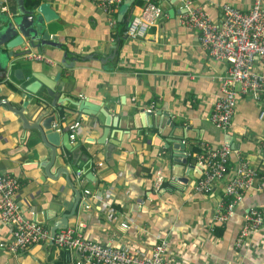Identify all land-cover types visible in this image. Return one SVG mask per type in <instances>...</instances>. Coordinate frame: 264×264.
<instances>
[{
	"label": "crops",
	"instance_id": "obj_1",
	"mask_svg": "<svg viewBox=\"0 0 264 264\" xmlns=\"http://www.w3.org/2000/svg\"><path fill=\"white\" fill-rule=\"evenodd\" d=\"M49 1L58 14L49 32L68 49L67 62L74 61V67L62 65V49L47 46L40 53L51 58L54 65L31 59L40 52L33 50L23 64L15 67L23 70L24 80H17L12 70L0 99L8 98L18 107L25 105L33 118L34 110L41 106H31L35 96L24 95L26 86L35 80L33 73L46 77L60 73L55 84L62 86L64 95L108 109L113 120L110 127L100 112L55 108L59 131L79 122L71 150L60 143V161L53 167L54 171L65 166L82 193L69 224L83 223L89 240L125 248L139 256L149 255L157 242L167 240L165 258L172 264H264V226L241 248L235 246L249 210L264 209V191L247 190L224 224L216 222L214 214L224 197L226 180L215 182L208 193L195 191L202 173L201 166L186 154L192 144L230 143L242 160L260 166L264 121L259 119L260 104L239 93L231 126L221 130L210 122L213 102L220 93L219 78L228 73L229 66L212 59L201 47L198 31L180 23L183 0H143L145 4H158L163 15L145 38L136 39L127 37L125 31L131 16L142 7L137 0L122 22L117 10L114 27L109 25V16L91 0ZM190 1L217 23L223 4L248 11L255 2ZM7 3V11H15L16 0ZM254 68L264 74L263 62L256 61ZM36 95L52 101L45 96L44 87ZM162 110L173 114L172 120L182 128L165 123L159 115ZM150 111L152 116H147ZM182 129L188 137H181L182 144L176 148L173 140L176 133L183 134ZM38 142L35 130L25 138L20 119L0 107V172L19 178L21 186L15 198L20 210L26 218L50 230L55 220L70 211L75 194L64 173L56 180L41 178L44 173L37 167L38 151L42 150V159L50 151L41 142L36 145ZM176 154L186 155L187 164L177 162ZM238 161L236 155L231 157V172ZM78 171L83 173L80 180ZM158 173L164 178L159 190L154 188ZM86 189L90 195L85 194ZM11 237L10 226L0 219V241L7 242ZM74 258V254L50 246L48 241L17 255L0 249V264H55L59 260L73 264Z\"/></svg>",
	"mask_w": 264,
	"mask_h": 264
},
{
	"label": "built area",
	"instance_id": "obj_2",
	"mask_svg": "<svg viewBox=\"0 0 264 264\" xmlns=\"http://www.w3.org/2000/svg\"><path fill=\"white\" fill-rule=\"evenodd\" d=\"M91 1L109 16V25L116 26L117 18L114 14L124 0ZM221 10V20L217 23L205 10L192 6L190 0H183L179 21L182 25L198 31L200 45L212 59L226 62L229 66L228 73L219 78L220 93L213 102L209 117L215 127L227 130L235 115L239 93L260 104L259 119L264 121V74L254 68L256 61L264 63V0H255L248 11L227 3L222 5ZM162 15L161 7L149 1L128 22L126 36L145 38ZM30 57L36 61L55 64L43 54H33ZM78 127L79 122L69 126L72 141L76 139ZM198 147V151L189 150L186 153L202 168V176L195 186V191L208 193L213 189L215 182L226 180L224 197L214 214V220L224 224L247 190L264 191V139L260 147V166L242 160L239 151L230 143L216 145L201 141ZM233 155H236L239 161L231 172L229 164ZM82 176V171H78L77 179L80 180ZM163 182V176L158 173L154 188L161 189ZM20 186L19 178L0 172V219L12 230L9 241H0V249L3 248L14 255L31 246L47 242L50 236L48 228L26 218L20 210L15 198ZM90 193V190H85L86 195ZM84 226L83 223L69 224L66 228L58 230L54 239V245L58 249L74 254L73 264H172L165 258L167 240L157 242L149 255L139 256L125 248L89 240L84 235ZM263 226L264 209L249 210L237 234L236 248H241L250 235L260 231Z\"/></svg>",
	"mask_w": 264,
	"mask_h": 264
},
{
	"label": "water",
	"instance_id": "obj_3",
	"mask_svg": "<svg viewBox=\"0 0 264 264\" xmlns=\"http://www.w3.org/2000/svg\"><path fill=\"white\" fill-rule=\"evenodd\" d=\"M8 0H0V94L3 92L4 87L8 86V75L13 70L15 78L19 81L24 80L25 75L22 69L15 68L18 64H23L24 57L28 56L33 50L40 51L35 52L40 54L44 51L47 46L53 48H59L64 50V56L62 59V65L72 68L74 67V61L70 63L67 62L68 49L61 46L58 43L56 36H53L49 32V25L58 19V14L52 7L49 0H30L25 2V0H16L17 7L15 11L8 12ZM134 0H124L118 10L119 21H124L123 17L126 12L132 7ZM6 7V9H4ZM114 49L116 48V43H114ZM19 50H16L17 48ZM61 74L57 73L55 77H46L44 74L39 75V73H33L35 78L34 82L26 86L25 96L32 94L35 96L34 102L31 106H41V109H35L34 116L31 118L28 115L25 105L22 107L15 106L11 103L8 98L0 99V107L6 111L17 116L22 124V129L25 133V138L35 130L38 135L41 144L46 147L50 154L46 155V158L42 159V150L38 151V165L37 167L43 170L44 176L41 178H51L56 180L59 178L60 174L64 173L67 176V182L74 191L75 198L74 204L69 212H66L59 219L55 220L50 227V236L48 243L50 246H54V239L58 230L66 228L69 225V220L72 218L77 211L80 204L82 193L77 189L72 179L69 177L68 170L65 166H59L53 171L55 164L60 161L57 148L60 143L67 150H71V139L69 133V127L63 131L56 129V121L58 115H56L55 108L59 111H65L68 108L74 107L78 111L84 110L86 113L96 114L100 112L106 119L105 125L110 127L113 124V120L109 114L108 109L103 106L99 108L89 104L87 101H77L64 95L62 92V86H56V82L59 81ZM45 77V78H44ZM44 87L45 96L52 99L48 102L43 96H37V92ZM62 92V93H61ZM61 93V94H59ZM71 106V107H66ZM30 110V109H29ZM32 111V110H30ZM162 116L163 121L169 124L173 128H182V126L177 125L173 120V114L169 113L167 110H162L159 113ZM147 116H152V112H147ZM177 134L175 141V147L182 144L181 137H188L186 134ZM106 133V131H105ZM38 142L36 145H38ZM25 143V142H24ZM177 162H182L187 164L188 159L183 157V154H176ZM179 157H183L179 160ZM193 166H190L191 169ZM202 172V168H201ZM92 174L89 173V177Z\"/></svg>",
	"mask_w": 264,
	"mask_h": 264
},
{
	"label": "trees",
	"instance_id": "obj_4",
	"mask_svg": "<svg viewBox=\"0 0 264 264\" xmlns=\"http://www.w3.org/2000/svg\"><path fill=\"white\" fill-rule=\"evenodd\" d=\"M30 0H28V2H29ZM136 4L138 5V6H143V5H145V3L143 2V0H137L136 1ZM132 8H134V5H132V7L130 8V9H132ZM115 14H117V12L115 13ZM128 16H130L131 15V10H130V12H128V14H127ZM133 16H131V18H132ZM129 22V21H128ZM114 36H115V38H119L118 37V34H114ZM199 145H194V144H192V146H191V151L192 152H196V151H198L199 150V147H198ZM229 167H230V164H229ZM215 230H217V231H221L222 230V227H216L215 228ZM68 261V260H67ZM55 264H63L62 263V261H58V262H56Z\"/></svg>",
	"mask_w": 264,
	"mask_h": 264
}]
</instances>
